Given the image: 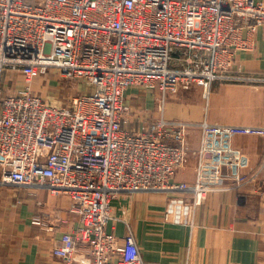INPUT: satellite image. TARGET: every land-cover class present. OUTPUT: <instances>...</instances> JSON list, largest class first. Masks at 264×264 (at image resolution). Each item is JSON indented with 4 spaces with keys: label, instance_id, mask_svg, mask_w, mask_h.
<instances>
[{
    "label": "built area",
    "instance_id": "built-area-1",
    "mask_svg": "<svg viewBox=\"0 0 264 264\" xmlns=\"http://www.w3.org/2000/svg\"><path fill=\"white\" fill-rule=\"evenodd\" d=\"M262 26L256 0H0V186L71 197L80 226L63 235L57 256L145 264L135 242L107 230L112 201L123 193H172L165 220L193 223L207 188L174 180L189 160V123L160 117L141 132L126 130L125 91L164 97L198 86L208 95L217 79L264 82L227 73L238 51L254 49ZM52 70L94 90L62 104L31 84L5 86L9 71L31 83Z\"/></svg>",
    "mask_w": 264,
    "mask_h": 264
},
{
    "label": "crops",
    "instance_id": "crops-1",
    "mask_svg": "<svg viewBox=\"0 0 264 264\" xmlns=\"http://www.w3.org/2000/svg\"><path fill=\"white\" fill-rule=\"evenodd\" d=\"M227 73L264 77V26L254 49L238 51ZM12 77L8 72L5 85ZM93 90L81 81L72 94ZM124 99L126 130L141 132L160 117L189 123V160L174 180L200 183L207 195L194 207L192 224H177L164 218L172 193H123L112 201L107 230L120 243L135 242L145 264H264V82L217 79L208 95L195 86L164 97L129 87ZM206 122L222 128H206ZM187 197L192 201L194 193ZM71 203L70 196L46 188L0 186V264H70L54 250L80 226Z\"/></svg>",
    "mask_w": 264,
    "mask_h": 264
},
{
    "label": "rangeland",
    "instance_id": "rangeland-1",
    "mask_svg": "<svg viewBox=\"0 0 264 264\" xmlns=\"http://www.w3.org/2000/svg\"><path fill=\"white\" fill-rule=\"evenodd\" d=\"M13 73L12 77L13 79L10 80L8 85H5L6 88L9 90L15 89V85L17 83H21L23 85H30L34 92H40L42 95H44L46 98L52 100V98H49L48 96H53V100L59 101H67L64 104H69L70 98L76 94V92L73 93L74 87H77L81 81L84 80H69L66 78H63L60 74L55 75L56 71H50L46 74H42L39 77V81L36 82V79H34L31 83L26 82L25 78L19 71L11 72ZM88 83L87 81H84ZM33 83V84H32ZM90 84V83H89ZM78 93V92H77ZM69 94H72V96L68 97ZM69 98V99H68Z\"/></svg>",
    "mask_w": 264,
    "mask_h": 264
}]
</instances>
